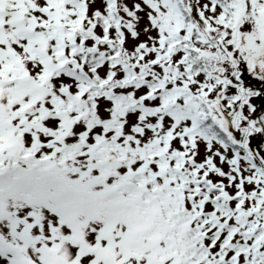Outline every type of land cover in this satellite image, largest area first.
Returning a JSON list of instances; mask_svg holds the SVG:
<instances>
[{
	"label": "snow or ice",
	"instance_id": "snow-or-ice-1",
	"mask_svg": "<svg viewBox=\"0 0 264 264\" xmlns=\"http://www.w3.org/2000/svg\"><path fill=\"white\" fill-rule=\"evenodd\" d=\"M0 264H264V0H0Z\"/></svg>",
	"mask_w": 264,
	"mask_h": 264
}]
</instances>
